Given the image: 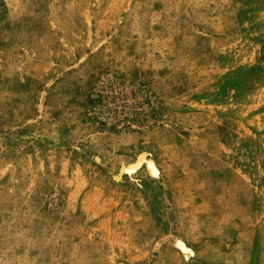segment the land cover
<instances>
[{
	"label": "rangeland",
	"instance_id": "374dc122",
	"mask_svg": "<svg viewBox=\"0 0 264 264\" xmlns=\"http://www.w3.org/2000/svg\"><path fill=\"white\" fill-rule=\"evenodd\" d=\"M0 264H264V0H0Z\"/></svg>",
	"mask_w": 264,
	"mask_h": 264
},
{
	"label": "bare ground",
	"instance_id": "6f19581e",
	"mask_svg": "<svg viewBox=\"0 0 264 264\" xmlns=\"http://www.w3.org/2000/svg\"><path fill=\"white\" fill-rule=\"evenodd\" d=\"M144 162H145V157L144 156L139 157L138 161L133 166L130 167L131 172H134L137 169H139ZM148 169L152 176L158 175V170L154 162L150 161V163L148 164Z\"/></svg>",
	"mask_w": 264,
	"mask_h": 264
}]
</instances>
